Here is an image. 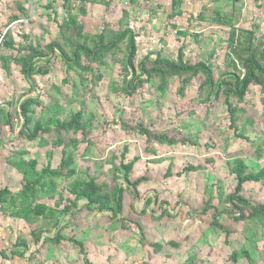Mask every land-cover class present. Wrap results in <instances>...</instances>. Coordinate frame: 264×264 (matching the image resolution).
Listing matches in <instances>:
<instances>
[{
    "label": "rangeland",
    "instance_id": "374dc122",
    "mask_svg": "<svg viewBox=\"0 0 264 264\" xmlns=\"http://www.w3.org/2000/svg\"><path fill=\"white\" fill-rule=\"evenodd\" d=\"M47 2L0 0V37L9 29L17 44H23L24 35L27 42L42 46L58 39V25L47 19V15L51 14V10L44 8ZM169 2L139 0L129 4V0H114L108 9L103 4L90 3L87 14L80 17L84 25L83 33H98L105 25L118 29L122 10L127 9L131 14V27L137 36L135 66L155 50H162L165 56L176 58L179 48L184 45L186 58L192 62H211L217 78L226 70L225 41L229 27L218 25L212 19L217 12L223 17L231 15L233 0H184L183 15L175 19L168 18L171 12ZM60 3L61 0L57 2L59 22L64 15ZM17 4L26 11L20 13V20L10 23L9 17L18 12ZM237 6L238 12L233 20L236 27L245 29L256 24L258 34L264 36V0H239ZM201 12L205 19L197 20ZM176 30L186 32V35L177 34ZM65 35L72 37L73 33L70 30ZM2 43L0 56L9 53ZM125 51L126 45L121 44L120 49L115 54H109L102 65H92L94 76L81 70L67 73L66 65L57 56L50 74L35 76L33 92L20 72V65L11 63L8 69H4L0 64V105L8 108L12 114L11 127L3 121L1 123L0 163L4 164V176L7 179L10 173L12 175L13 167L4 160L14 150H27L28 154L22 158L38 159L37 170L40 171L45 166L46 151L50 149L39 147L38 140L28 141L19 134L22 119L18 115V107L26 95H37L46 107L59 104L62 108L60 118L69 117L81 109L84 122L92 119L91 143L81 145L76 153L75 167L79 168L85 163L99 183L113 184L116 158L123 146H129L128 158L140 155L141 160L136 163L131 178L135 180L146 174L148 179L137 186V199L134 200L131 193L125 191L123 216L140 222L147 241L163 246L160 252L155 253L151 246L141 244L137 231L120 229L119 224L109 218V213L85 209L78 216L79 227H74L83 230V236L74 231L78 239L86 240L90 261L94 264H187L192 257L196 264H234L228 259L230 250L242 248L250 253L255 264H264V217L257 216L236 223L224 215L221 222L232 232L228 244L225 234L210 225L212 211L201 213L208 198L212 199V206L230 212L224 198L232 192L236 182L227 171L228 161L238 156L256 170L264 166V156L257 160L254 156L255 146L252 145V142L257 143L264 138L261 103L264 95L260 92V86L251 85L242 103L234 101L245 109L240 114L238 128L247 134L250 139L247 141L236 137L223 97L211 103L207 112L197 96V88L203 80L200 76L194 77L186 86L184 96H179L177 92L179 78L171 79L164 91L159 89L158 82L153 81L137 89L132 96L121 93L116 88L121 86L125 75L122 64ZM82 62L85 64L86 60ZM99 74L102 78H99ZM35 109L37 116L40 115V108L37 106ZM50 113L46 110L43 114L47 117ZM122 121L128 127L146 125L159 132L181 128L184 136L194 138L198 144L155 146L159 155L166 160L147 164V158L151 161L154 156L145 153V139L123 129ZM78 137L82 138L81 134ZM170 162L173 164L171 175L165 176ZM189 163L204 165L206 169L179 175L178 172ZM146 169L149 171L146 172ZM214 183L218 185L217 189ZM244 190V196L254 203L264 202V182L247 183ZM149 199L153 202L147 207L146 201ZM145 207L147 213L142 212ZM162 212L164 215L160 217ZM63 234L69 236L67 230ZM170 241L179 246L169 245ZM46 247V255L48 259L51 256L54 264H83L76 248L67 242L60 247L49 244ZM237 264L247 263L242 260Z\"/></svg>",
    "mask_w": 264,
    "mask_h": 264
},
{
    "label": "trees",
    "instance_id": "16d2710c",
    "mask_svg": "<svg viewBox=\"0 0 264 264\" xmlns=\"http://www.w3.org/2000/svg\"><path fill=\"white\" fill-rule=\"evenodd\" d=\"M58 1L48 0L44 8L51 10L47 19H51L58 25L60 40L58 38L42 46L40 43L27 42V36L24 35L23 44H17L15 39L11 37L12 34L9 29L2 39V45L9 50V53L0 56L1 66L8 69L11 63L20 65V72L29 84L30 91H34L35 76H47L51 73V65L57 56L66 65L67 73L81 70L83 73L94 76L92 65H102L109 54H115L120 49V45L125 44L126 51L122 60L125 75H123L121 86L116 88L117 90L129 97L145 84L156 81L159 89L164 91L170 85L171 79L179 78L180 85L177 92L179 96H184L186 86L191 83L194 77L200 76L203 80L197 88V96L208 110L207 112H209L211 103L223 97L227 106L230 126L234 129L236 137L250 141L244 131H239L238 121L240 114L244 113L245 109L236 103L244 101L251 85L260 86V92L264 95V36L258 34L256 24L245 29L236 27L233 20L238 12L237 2L239 0H233L231 15L223 17L217 12L212 19L218 25L229 27L228 37L225 41L226 70L217 78L211 62L207 60L192 62L187 59L184 45L179 48L176 58L165 56L162 50H155L144 56L135 66L137 36L131 27V14L127 9L122 10L118 29L114 30L105 25L98 33L84 34V25L80 17L87 14L88 4H103L108 9L114 0H61L60 7L64 14L61 22L58 20ZM138 1L129 0V4H135ZM183 3L184 0H170L168 3L171 7L169 19L183 15ZM17 7L18 12L9 17L10 23L20 20L21 14L26 11L19 4ZM151 7H153L152 4ZM196 19L204 20L203 12ZM191 22L192 20H190ZM70 30L73 33L72 37L65 35V32ZM176 32L186 35V32H179V30ZM83 59L86 60L85 64L82 62ZM42 62L43 64H41ZM98 76L102 78L101 74ZM73 89H76V86H73ZM261 103L264 114V97H262ZM37 106L40 108V115L38 116L35 109ZM46 110L51 112L50 116L46 117L43 114ZM61 111L62 108L59 107V104L50 107L43 106L37 95L28 94L20 101L18 115L22 119V124L19 134L28 141L38 140L37 145L39 147H50V149L46 151L45 166L40 171L37 170L38 159L22 158L28 154L24 148L14 150L5 159L7 164H10L22 175V178L21 187L18 191H13L7 185H0L1 213L24 220L31 227L30 235L33 241L35 243L41 242V247L48 244L60 247L64 242L74 246L81 255L83 264H94L88 258L85 242L74 235L65 236L63 233L77 222L78 216L85 209L109 213V218L116 224L118 223L120 229L137 231L140 235L141 244L151 246L155 253L160 252L163 247L162 244L147 241L140 222L123 216L125 191L128 190L134 200L137 199L138 193L135 191L137 186L148 179L146 174L135 180L131 178L136 163L141 160L140 155L128 158L130 149L125 144L122 152L116 158L117 168L112 174L113 184L99 183L91 173L90 166L82 163L83 165L79 168L75 167L77 165L76 153L80 151L81 145H90L91 143L89 135L92 131V119L84 122V112L81 109L73 112L69 117L60 118L59 113ZM11 118L10 110L4 105H0V136L2 121L6 126L11 127ZM121 125L127 132H133L145 139V153L154 156L151 161H148L147 158V164L166 160L159 155L155 146H196L198 144L194 138L184 136L182 129L177 127L170 132H159L146 125L133 128L128 127L123 121ZM79 134L82 138L78 137ZM252 145L255 146L254 156L256 159L263 158L264 138L257 143L252 142ZM57 154H59L58 160L54 164ZM172 166L173 164L170 162L165 176L171 175ZM204 169H206L204 165L189 163L178 174ZM148 171L146 169V172ZM227 171L229 175L234 176L236 182L232 192L224 198L230 212L212 206V199L208 198L201 213L205 214L212 211L210 225L212 228L223 232L228 243L232 232L221 222L224 215H228L236 223L257 216L264 217V202L256 204L244 196V186L247 183L264 182V166L256 170L251 168L243 158L235 156L232 161H228ZM214 186L217 189L218 185L214 183ZM152 202L150 199L147 200L146 206L148 207ZM161 203L164 204L165 201L162 200ZM146 209L145 207L142 212L147 213ZM162 215L164 212L160 217ZM168 244L175 247L179 246L174 241H170ZM14 246L26 249L28 242L25 238L19 237ZM12 254L14 255V253ZM229 254L228 259L234 264L242 260L246 261L247 264H255L250 253L245 249L230 250ZM17 255L23 256L24 251L17 252ZM143 264H148V262ZM187 264H196V261L190 257Z\"/></svg>",
    "mask_w": 264,
    "mask_h": 264
},
{
    "label": "crops",
    "instance_id": "0c3cea01",
    "mask_svg": "<svg viewBox=\"0 0 264 264\" xmlns=\"http://www.w3.org/2000/svg\"><path fill=\"white\" fill-rule=\"evenodd\" d=\"M206 3L207 1H205V4ZM0 165V185H7L13 191H18L21 187L22 175L13 169V172L11 171L12 175L10 173L6 179L3 173L5 170L4 164L0 163ZM11 183L13 184L11 185ZM48 202L51 203L50 201ZM109 222H111V220H109ZM93 224H95V222ZM79 225L80 221L77 219V222L67 229L69 236L76 235V231L74 230H77L80 236H83V230L81 231L80 228L74 229V227H79ZM30 231L31 227L25 223L24 220L3 215L0 211V264H54L51 256L48 259L46 255V245L41 247V242L35 243L30 235ZM19 237H23L27 240L28 247L26 249L24 247L14 246ZM83 241L86 242L85 239H83ZM23 251V256L17 255V252ZM12 253H14V255Z\"/></svg>",
    "mask_w": 264,
    "mask_h": 264
},
{
    "label": "built area",
    "instance_id": "2783aa9c",
    "mask_svg": "<svg viewBox=\"0 0 264 264\" xmlns=\"http://www.w3.org/2000/svg\"><path fill=\"white\" fill-rule=\"evenodd\" d=\"M6 30H7V29H6ZM6 30L3 32V36H4L5 32H6ZM3 36L0 37V42L2 41Z\"/></svg>",
    "mask_w": 264,
    "mask_h": 264
}]
</instances>
